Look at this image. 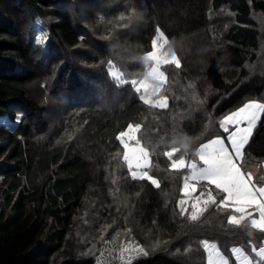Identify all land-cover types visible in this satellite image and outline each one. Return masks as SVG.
Masks as SVG:
<instances>
[{
    "label": "trees",
    "instance_id": "16d2710c",
    "mask_svg": "<svg viewBox=\"0 0 264 264\" xmlns=\"http://www.w3.org/2000/svg\"><path fill=\"white\" fill-rule=\"evenodd\" d=\"M260 18L264 0H0V117L23 115L14 130L0 126V264H54L68 249L57 264H94L74 253L78 239L96 244L108 224L109 236L127 232L147 247L131 264H206L205 241L225 255L260 248L264 233L230 224L229 208L210 205L195 221L190 208L182 213L187 173L164 155L177 148L196 160L224 115L264 102ZM158 31L180 61L165 67L164 109L145 104L132 83L145 76ZM45 80L69 103L50 133L47 107L30 90ZM129 124L140 125L158 188L132 179L123 160L116 137ZM245 151L264 160V114Z\"/></svg>",
    "mask_w": 264,
    "mask_h": 264
},
{
    "label": "snow or ice",
    "instance_id": "6c2138e0",
    "mask_svg": "<svg viewBox=\"0 0 264 264\" xmlns=\"http://www.w3.org/2000/svg\"><path fill=\"white\" fill-rule=\"evenodd\" d=\"M163 38V33H160V37ZM166 43V41H165ZM162 48V45H160ZM157 40L152 41V51L148 52L147 57L154 62V66L151 69V73L159 78L161 82L166 79L164 71L161 70L162 65L168 63H174L177 68L180 67V61L175 55L172 56L171 61L167 58V53L157 51ZM116 75V73H113ZM136 83V81H132ZM145 90L149 85L144 83L141 85ZM154 92L159 89H152ZM140 91V88H137ZM143 99V98H142ZM144 103H149L148 100H144ZM159 108L164 109L168 107L167 97L157 101ZM264 112V104L262 103H249L240 108L238 112L229 115L225 124H235L237 127L235 131L231 132L230 143L233 152H230L228 147L225 146L223 140L213 139L208 143L201 145L199 150V160L202 162L203 167L197 168L196 163L186 164L183 157L179 159H172L174 153L179 149L173 148L171 151L164 153L166 157L171 160L172 169H182L189 167L192 169V179L197 181H206L209 185H214L215 188L223 193V197L220 200V205L223 208H233L240 216H230L228 222L233 225H240L245 219H250L251 227L264 231V187L257 188L252 181V176L249 173L247 176L241 171V168L237 165L234 157H240L242 149L248 143L252 130L256 125V121L259 119L258 113ZM246 121L247 127H239L240 123ZM140 128L139 124L133 126L129 124L127 131H121L116 137L120 141L124 148L123 160L127 164V167L131 173L132 179L136 180H148L157 188L160 186L156 179H153L147 171L143 169L149 167V153L141 146L140 140L136 139L134 133ZM225 132H228V128H224ZM135 140V145H132L130 141ZM195 185H190L185 180L183 186V193L188 195L189 192H195ZM209 202L216 203L215 197L211 192L208 193L207 200L204 201L205 205ZM186 203L185 200H180L181 212L185 209L182 207ZM193 212L190 219L195 221L198 218V211L203 209H197V205L193 204ZM249 209L253 211H249ZM258 216V218H254ZM204 249L208 252V264H228V261L221 257L217 246L215 244L209 245L207 241L204 242ZM143 253V249L139 250ZM234 253L240 254V264H253L247 256L242 254V250L237 248L233 250ZM255 251V250H254ZM146 254V253H144ZM260 259L264 261V249L259 252Z\"/></svg>",
    "mask_w": 264,
    "mask_h": 264
},
{
    "label": "rangeland",
    "instance_id": "374dc122",
    "mask_svg": "<svg viewBox=\"0 0 264 264\" xmlns=\"http://www.w3.org/2000/svg\"><path fill=\"white\" fill-rule=\"evenodd\" d=\"M8 2H10V0H8ZM82 9H85V7H81ZM83 17H87L88 13H82ZM90 18V17H89ZM260 23L264 24V19L260 18L259 19ZM44 23L38 22L37 24V29H38V38H37V42L38 44H41L42 46H45V43H47L48 41V33L46 30V27L44 26ZM160 33H162L161 31H158L155 39L157 40V51H162L167 53V58L169 59V61H171V58L173 55L177 57V54L174 50V48L170 45L168 39L166 38V36L163 34V38H159L160 37ZM166 41V43H165ZM160 45H162V48L160 47ZM83 50V49H82ZM80 51V49H79ZM78 52V51H76ZM146 53L143 56V61L145 62L146 66H147V71L145 76L141 79V80H137L136 83L134 84L135 89L137 91V88H140V91H137L141 98H143V100H148L150 105L152 106H156L157 105V101L161 100L162 98H164V96H161L160 92L162 91L163 87L166 84V79L161 82V80L159 78H157L156 76H154L151 73V69L154 66V62L151 59L146 58L147 57ZM81 56H76V59L81 60L80 59ZM83 63V62H82ZM166 65H175L174 63H168ZM166 65H162L161 66V70L164 71L165 76H166V70L165 67ZM82 66V65H81ZM113 73H116V75H113ZM82 74V73H81ZM111 75L112 78L115 79L116 81L120 82V83H125V79L123 78V74L121 71H116L115 68L112 69L111 71ZM167 78V76H166ZM47 82V80L43 81L42 83H36L35 85L32 84L30 86V90L31 92L34 94V96L37 98V100H39V102L43 103L44 105H46L47 107V121L49 123L50 126V130L49 133L53 130H56V128L59 126V124L61 123V121L63 120V118L65 117V115L67 114V108H68V102H67V98L68 96L64 93L61 94L60 93L56 96L51 95V93L47 92L44 88V84ZM147 83L149 85L148 89L145 90L143 87H141L142 84ZM157 88L159 89V91H153L152 89ZM64 95V96H63ZM167 102L169 104V101L167 99ZM249 103H262L264 104L263 101L259 100V99H250L245 101L240 107H238L235 110H232L230 112H228L226 115L223 116L222 120H221V130L222 133L213 139H220L223 140L225 143V146L228 147L230 152H233V149L231 147V143H230V135L231 132L235 131V128L237 127V125L235 124H225V120L229 115H232L235 112H238L240 108L244 107L246 104ZM159 108V107H158ZM264 112L258 113L259 119L256 121V125L252 130V135L256 129V127L259 125L262 116H263ZM23 115H18L16 117V121L12 122L10 120H8L6 117H0V126H5L11 130H14L18 125L19 122L21 121ZM135 126V125H133ZM227 127L228 128V132L224 131V128ZM239 127H247V122L244 121L242 123H240ZM127 131V130H126ZM139 131V130H138ZM138 131L136 133H134L136 139H138ZM48 133V134H49ZM252 135L249 138L248 143L244 146V148L242 149L241 155L240 157H234L236 159V163L237 165L241 168V171L243 173H245V175L247 176L249 173L252 176V181L253 184L257 187H264V160L262 161H252V159H250L245 151L247 145L249 144V142L251 141ZM211 140L207 141L206 143L210 142ZM130 143L132 145H135V140L130 141ZM205 144V143H204ZM142 146V145H141ZM201 147V146H200ZM200 150V148H199ZM181 157L176 156V153H174L172 159H179ZM185 159V158H184ZM149 167L143 169V171H148V169L150 168L151 165V159L149 156ZM186 161V164H190V163H196L197 168L199 167H203L202 162L199 160V151H198V155L196 160L193 161ZM177 170V169H176ZM178 170H185L187 175L185 180L187 179L188 183L190 185H195V192H189L188 195H185V200L186 203L184 204V209L187 210L190 208V210L193 212V204L197 205V209H203L206 210L210 205H216V204H220V200L223 197V193H220L214 185H209L206 181H197L192 179V169L189 167H185L182 169H178ZM150 175V173H149ZM151 176V175H150ZM155 179V178H153ZM157 180V179H156ZM158 181V180H157ZM185 183V182H184ZM198 186H201L203 189L199 190ZM199 191V194H196ZM211 192L212 195L215 197L216 203H211L209 202L207 205H205L204 201L207 200L208 197V193ZM230 210V216H237L239 217L240 214L236 213L233 208L229 207ZM249 211H253L251 209H249ZM202 213V211H198V214ZM254 218H258V216L254 217ZM242 223H247L249 225L250 224V219H245ZM241 223V224H242ZM110 229V225H106L105 229L103 228L102 230H100L99 232H97L94 237L92 239H97L99 240L98 243L95 244V242H89L85 240L84 236H83V241L81 243V239H78V245H77V250L76 252H74L76 255H83L85 257H89V256H93L94 257V264H131L133 263L137 257H138V252H140V249L146 250L147 247H140L138 245V243H134L132 236L130 234H128L127 232H123V233H118L115 238L109 236L107 234L108 230ZM258 230V229H257ZM261 231V230H259ZM264 233V231H261ZM209 245L215 244V243H211V242H207ZM154 244V243H152ZM217 246V250L219 251L221 257H223L224 260L228 261V264H240V254L234 253V249H241L242 250V254L244 256H247L250 260H252L253 264H264V261H262L260 259L259 256V252L261 249H264V243L260 248H256V249H251L252 251H247L244 248L241 247H234L230 249L229 254L230 255H225V253H223V251L220 250L219 246L217 244H215ZM150 247H154V245H150ZM204 248V247H203ZM205 250V249H204ZM255 250V251H254ZM82 251V252H81ZM206 251V250H205ZM72 254V251L70 249H68L67 251H65L64 253H62L61 255H59L58 259L55 260L54 264H57L63 257H69ZM208 252L206 251V264H208Z\"/></svg>",
    "mask_w": 264,
    "mask_h": 264
}]
</instances>
